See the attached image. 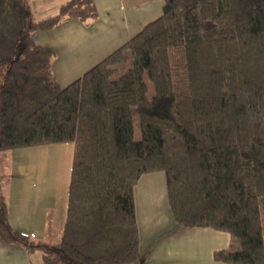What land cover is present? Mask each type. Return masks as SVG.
<instances>
[{
  "label": "trees",
  "instance_id": "trees-1",
  "mask_svg": "<svg viewBox=\"0 0 264 264\" xmlns=\"http://www.w3.org/2000/svg\"><path fill=\"white\" fill-rule=\"evenodd\" d=\"M164 1L158 19L62 88L56 52L33 33L96 19L94 0L41 21L28 0H0V153L74 147L61 239L14 230L0 180L4 243L39 250L43 264H146L135 188L162 172L179 229L228 233L218 263L264 264V0Z\"/></svg>",
  "mask_w": 264,
  "mask_h": 264
},
{
  "label": "crops",
  "instance_id": "crops-1",
  "mask_svg": "<svg viewBox=\"0 0 264 264\" xmlns=\"http://www.w3.org/2000/svg\"><path fill=\"white\" fill-rule=\"evenodd\" d=\"M69 0H28L37 21L55 16ZM98 17L88 22L65 20L50 31L33 33L36 44L56 52L52 71L62 88L69 86L87 71L130 41L163 12L164 0H94ZM34 148L13 150L19 155ZM20 151V152H19ZM1 168V165H0ZM8 206L10 223L22 234L45 235L42 243L52 244L49 235H62L66 215L60 218L39 212L37 198L29 197L33 207L11 212L10 196L2 191ZM136 214L141 252L148 255L146 264H222L214 253L229 247L228 233L211 229H179L173 219L165 173L144 175L135 188ZM28 202V204H29ZM55 219V220H54ZM55 221V222H54ZM39 251V250H38ZM36 252L28 253L21 244H6L0 239V264H34ZM43 264V259L42 263Z\"/></svg>",
  "mask_w": 264,
  "mask_h": 264
},
{
  "label": "rangeland",
  "instance_id": "rangeland-1",
  "mask_svg": "<svg viewBox=\"0 0 264 264\" xmlns=\"http://www.w3.org/2000/svg\"><path fill=\"white\" fill-rule=\"evenodd\" d=\"M6 69L0 70V85ZM150 97L154 95V86L149 82ZM136 124V139L141 138L139 119L134 115ZM73 144H53L36 147L30 153L19 155L18 151L0 153V180L2 190L10 196L11 212L33 207L29 197L43 196L41 202L37 198V210L55 218L66 215L68 189L73 158ZM20 152V151H19ZM29 202V204H28ZM55 220V219H54ZM55 222V221H54ZM63 230V229H62ZM61 230V231H62ZM49 239L52 244L57 239L56 226L52 229ZM45 235H37L36 242L44 241ZM61 239V236H60ZM59 239V240H60ZM34 264L42 263V253L37 251L33 257Z\"/></svg>",
  "mask_w": 264,
  "mask_h": 264
},
{
  "label": "built area",
  "instance_id": "built-area-1",
  "mask_svg": "<svg viewBox=\"0 0 264 264\" xmlns=\"http://www.w3.org/2000/svg\"><path fill=\"white\" fill-rule=\"evenodd\" d=\"M23 235L27 236L28 234H23ZM31 237H34V235H31Z\"/></svg>",
  "mask_w": 264,
  "mask_h": 264
}]
</instances>
